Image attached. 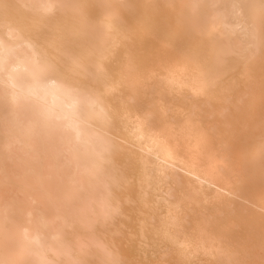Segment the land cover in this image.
<instances>
[{
  "label": "bare ground",
  "instance_id": "obj_1",
  "mask_svg": "<svg viewBox=\"0 0 264 264\" xmlns=\"http://www.w3.org/2000/svg\"><path fill=\"white\" fill-rule=\"evenodd\" d=\"M3 4L12 28L0 7V45L16 70L17 100L11 88L6 97L0 74V258L7 219L19 245L12 258L26 264H99L106 250L141 264H221L219 247L242 252L250 243L260 259V0ZM49 4L58 6L51 16L40 7ZM237 4L256 6L247 10L254 37ZM185 16L204 30L186 33ZM77 30L73 45L57 36ZM179 49L212 73L207 92L187 61L170 58ZM37 58L60 68L49 102L66 124L79 122L78 142L27 112L23 93L35 85Z\"/></svg>",
  "mask_w": 264,
  "mask_h": 264
},
{
  "label": "snow or ice",
  "instance_id": "obj_2",
  "mask_svg": "<svg viewBox=\"0 0 264 264\" xmlns=\"http://www.w3.org/2000/svg\"><path fill=\"white\" fill-rule=\"evenodd\" d=\"M3 8V23L9 29L12 28V23L8 17V5H0ZM46 15H54L55 10L58 7L54 4L42 5L40 6ZM215 7V6H212ZM233 7L241 9V19L243 20L246 30L254 37L256 20L255 16L249 9H253L255 5H233ZM259 25H260V35L262 43H264V0H260L259 5ZM223 27L228 28L231 23L227 19L220 21ZM181 25L186 33L189 35L196 33L197 31L204 30V22L200 20H195L191 17H182ZM107 27L110 29L111 24H108ZM213 27H216V22H213ZM58 38L68 45L75 44L80 39L79 31H70V32H60L57 34ZM172 56H180L185 61L189 67H191L193 73L197 75V78L202 82L201 92H207L213 85L212 73L209 70H206L204 65L201 64L199 56L193 51H187L184 49L177 50ZM10 59L5 52L3 45H0V74H5L7 77L6 80V89L5 95L7 97L8 88L13 89L12 92V101L13 103L17 100V95L15 92L16 89V70L10 67ZM76 63L75 59L71 60V63L66 64L67 67H71ZM33 79L35 85L30 87L26 92L23 93L25 105L27 112L30 118L39 126L44 127L45 129L58 131L62 130L70 138L75 134L76 141H79L80 131H79V122L74 121L72 123H65L68 119L65 115L62 114V110L58 109L55 102H49V96L51 89L58 82V74L60 72L59 66L48 60L47 58H37L34 61L33 66ZM73 86L67 85L63 91L71 94L73 92ZM7 118V117H6ZM72 150L71 141L69 144V151ZM261 183L264 185V146H262V160H261ZM107 218L105 223L107 224ZM27 239V237H25ZM2 245L4 249V258H0V264H26V262L12 258L13 254L16 252L19 247L18 242L14 239L11 231L9 230L8 221L6 219L3 231ZM224 259L221 260V264H264V225L261 226L260 232V259L252 258L255 252V244L250 243L246 246L241 252L239 249H233L231 247L221 246L217 249ZM108 259H102L99 261V264H141L137 260H118L112 259V253L110 250L105 251Z\"/></svg>",
  "mask_w": 264,
  "mask_h": 264
}]
</instances>
